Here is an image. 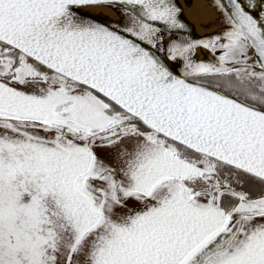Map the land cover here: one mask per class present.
Instances as JSON below:
<instances>
[{
    "label": "snow or ice",
    "instance_id": "1",
    "mask_svg": "<svg viewBox=\"0 0 264 264\" xmlns=\"http://www.w3.org/2000/svg\"><path fill=\"white\" fill-rule=\"evenodd\" d=\"M213 5L0 0V264H264V0Z\"/></svg>",
    "mask_w": 264,
    "mask_h": 264
},
{
    "label": "bare ground",
    "instance_id": "2",
    "mask_svg": "<svg viewBox=\"0 0 264 264\" xmlns=\"http://www.w3.org/2000/svg\"><path fill=\"white\" fill-rule=\"evenodd\" d=\"M187 17L195 24L200 36L205 37L218 32L223 25L221 13L214 7L213 0H181ZM96 11L117 18V14L110 8L96 7ZM198 59L204 60L208 57L201 51Z\"/></svg>",
    "mask_w": 264,
    "mask_h": 264
},
{
    "label": "water",
    "instance_id": "3",
    "mask_svg": "<svg viewBox=\"0 0 264 264\" xmlns=\"http://www.w3.org/2000/svg\"><path fill=\"white\" fill-rule=\"evenodd\" d=\"M176 2L178 4V6L182 9V17H181V19L188 25V27H189V29L191 31L192 37L193 38H203L202 36H200L198 34L195 24L187 17V15L185 13L184 5L182 4L181 0H176ZM94 8H96V7L82 9L81 11L88 12V13H91V14L96 15V16H101L104 19H107V20H110V21H119L121 19L119 12L116 9H114V8H110V9L115 11V13L117 14V18H112L111 16H109L107 14H104V13H101L99 11H96ZM105 8H109V7H105Z\"/></svg>",
    "mask_w": 264,
    "mask_h": 264
},
{
    "label": "rangeland",
    "instance_id": "4",
    "mask_svg": "<svg viewBox=\"0 0 264 264\" xmlns=\"http://www.w3.org/2000/svg\"><path fill=\"white\" fill-rule=\"evenodd\" d=\"M210 36V35H209ZM205 37H207V36H205Z\"/></svg>",
    "mask_w": 264,
    "mask_h": 264
}]
</instances>
